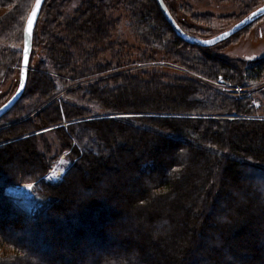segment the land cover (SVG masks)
Wrapping results in <instances>:
<instances>
[{"label":"trees","instance_id":"1","mask_svg":"<svg viewBox=\"0 0 264 264\" xmlns=\"http://www.w3.org/2000/svg\"><path fill=\"white\" fill-rule=\"evenodd\" d=\"M33 1L0 0V106L19 83ZM201 1L237 20L264 3H163L208 38L193 24L212 19ZM251 24L198 46L155 0H44L24 90L0 117V264H264V89L247 90L264 82V57L223 51ZM64 152L65 172L45 180ZM28 184L33 210L5 193ZM170 222L182 240L155 228Z\"/></svg>","mask_w":264,"mask_h":264},{"label":"rangeland","instance_id":"2","mask_svg":"<svg viewBox=\"0 0 264 264\" xmlns=\"http://www.w3.org/2000/svg\"><path fill=\"white\" fill-rule=\"evenodd\" d=\"M195 5L198 8L195 11L199 12L201 15H204V14L210 15V17L212 18L209 25H205L202 23H196V22L193 23L196 27H211L212 35L210 37L228 29L235 22H237L239 20V19L237 20L236 18L232 19V17L229 18V16H231L230 14L236 11L235 7H233L231 5L218 4V3H215L214 1H210V2L201 1ZM1 11H2V9L0 8V12ZM223 17H225V19ZM251 25H252L251 28L247 32H245L240 37V39L238 38V39L234 40L232 43H230L228 46H226L223 49L225 54H227L229 57H241V58H245V59H249V60H254V59L264 57V16L260 17L256 21H254ZM257 86H259V88L261 86V88L264 89V82L261 83L260 85H254L251 88H247V90L252 91V89L256 88ZM254 101H255V103H254L255 108H258L259 106H261L263 104V102L260 101V97H258V96H256L254 98ZM68 165H69V160H68L65 152L61 153L54 160L52 167L45 174L44 179L47 181L57 180L65 172ZM188 167L191 168V166H188ZM202 168H205L204 162H202L200 165H198V169H199L198 175L199 176L203 174ZM52 177H53V179H52ZM10 187H14V186H10ZM31 187H32V184H28L25 186H15V188L23 189L26 192L27 198H25V199L21 198V200H23L25 206L28 207V209L33 210L35 202L37 199H36V196L34 195V193H32ZM188 199L190 201V197H188ZM177 200H179L181 202L183 200V198L179 194H174V196H171L166 200V203H167V205H169L170 207L173 208L174 203ZM184 201H185L184 206H188V202L186 203V199ZM241 202H243V201H241ZM179 216H181V213H179ZM146 217L147 216H143V219H145ZM169 225H171V222H170V224H167V225H166V223L165 224L163 223L162 225L155 226V228L156 229H164L166 233L175 234L178 241L182 240L181 239L182 233L180 232V230L173 227V225L172 226H169ZM155 257L156 258H160V257L163 258V255L158 254Z\"/></svg>","mask_w":264,"mask_h":264},{"label":"water","instance_id":"3","mask_svg":"<svg viewBox=\"0 0 264 264\" xmlns=\"http://www.w3.org/2000/svg\"><path fill=\"white\" fill-rule=\"evenodd\" d=\"M155 1L158 5L162 15L164 16L165 20L168 22V24L173 29L174 33L183 41L190 43V44L198 45V46L215 45V44L227 39L228 37L235 34L236 32L243 29L244 27H247L248 25H250L251 23H253L257 19H259L260 17L264 16V11H261L262 9H264V3H263L262 5L253 9L247 15H245L244 17L239 19L237 22H235L228 29H226V30H224V31L212 36V37H209V38H197V37H192V36L185 34L178 27V25L174 22V20L172 19V17L168 13V11H167L164 3H163V0H155ZM43 2H44V0H40V4L38 6L36 3V0H34L32 5H31V8L28 12V15L25 19L24 27H23V47H22V59H21V66H20L19 83H18V86H17L15 92L12 94V96L0 106V117L14 103H16V101L20 98V96L24 90V86L26 83L27 62H28V57H29L30 48H31L32 34H33V30H34L36 21L38 19L39 14H40V10L42 8ZM33 8H36V15L33 17L32 24L29 25L28 20H29V17L32 16ZM26 29H27V32H26ZM206 41L208 43H205ZM26 48H27V51L25 50ZM6 192L13 195V196L23 198V196L15 194L12 191H6Z\"/></svg>","mask_w":264,"mask_h":264},{"label":"snow or ice","instance_id":"4","mask_svg":"<svg viewBox=\"0 0 264 264\" xmlns=\"http://www.w3.org/2000/svg\"><path fill=\"white\" fill-rule=\"evenodd\" d=\"M36 3L37 5L39 6L40 4V0H36ZM261 11H264V9H262ZM36 15V8H33L32 10V16L29 17V20H28V24L31 25L32 22H33V17ZM26 32H27V29H26ZM205 43H208L207 41ZM27 51V48L25 49Z\"/></svg>","mask_w":264,"mask_h":264},{"label":"bare ground","instance_id":"5","mask_svg":"<svg viewBox=\"0 0 264 264\" xmlns=\"http://www.w3.org/2000/svg\"><path fill=\"white\" fill-rule=\"evenodd\" d=\"M10 191H12L15 194H18V195H21V196L27 198V194L23 189L12 188Z\"/></svg>","mask_w":264,"mask_h":264},{"label":"built area","instance_id":"6","mask_svg":"<svg viewBox=\"0 0 264 264\" xmlns=\"http://www.w3.org/2000/svg\"><path fill=\"white\" fill-rule=\"evenodd\" d=\"M234 93H241V89L239 86L234 87ZM229 117H234V115H229ZM253 117V116H252ZM256 118H264V115L261 116H255ZM53 179V177H52Z\"/></svg>","mask_w":264,"mask_h":264}]
</instances>
